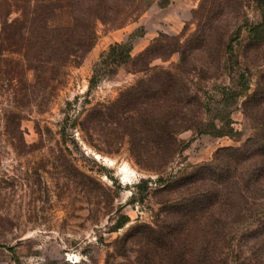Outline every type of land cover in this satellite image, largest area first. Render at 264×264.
<instances>
[{
    "label": "rangeland",
    "instance_id": "rangeland-1",
    "mask_svg": "<svg viewBox=\"0 0 264 264\" xmlns=\"http://www.w3.org/2000/svg\"><path fill=\"white\" fill-rule=\"evenodd\" d=\"M97 5L106 20L59 85L31 72L26 82L22 56L0 47V264H191L214 244L215 264H264V186L241 185L234 205L202 217L167 208L186 185L221 189V180L172 182L193 180L198 166L245 176L247 162L227 148L264 124V26L251 33L264 0ZM123 41L127 62L96 66ZM214 211L222 229L211 227Z\"/></svg>",
    "mask_w": 264,
    "mask_h": 264
},
{
    "label": "trees",
    "instance_id": "trees-1",
    "mask_svg": "<svg viewBox=\"0 0 264 264\" xmlns=\"http://www.w3.org/2000/svg\"><path fill=\"white\" fill-rule=\"evenodd\" d=\"M101 1L1 0L0 47H5L2 48V51L7 50L22 56L26 65L22 69L26 82V74L31 72L33 78L36 80V84L43 83L46 85L51 81L54 83V86L59 85L61 77L64 75L62 70L63 66L72 64V62L74 64L79 62L77 60L82 57L83 53L94 42V26L96 21L106 20L103 10L105 8V12H107L108 8L102 7V11L98 9L97 3ZM263 26L264 17L263 22L261 21L254 27L251 33L256 34L258 29ZM131 48V43L127 41L111 44L107 50L100 54L96 66L100 64L120 65L127 62L131 58ZM95 75H93V78ZM28 85L30 86V84ZM116 103L117 101L111 105L116 106ZM98 106L104 105L98 103L91 109V111H96V115H99L97 112L101 111L97 109ZM227 151H229L230 159L243 157L242 160L247 162L245 176L235 179L229 173L232 167L231 165L224 168L209 163L196 167L193 170V174L188 177L191 178L194 176L193 180L185 182L187 177H178L173 179L172 182L177 183L180 181L186 185L191 182L194 184L197 182L207 184L205 182L206 180H211L212 182L221 180V189H215L214 193H207L206 191L209 189H205L202 192L197 189L191 190L186 185V194L171 201L167 207L170 215L176 214L184 219L202 217L206 215L202 212L210 210V205L213 206L215 203H219L220 206L224 205L229 207L234 205V193L240 189L241 185L245 187L246 192L257 186H264V124L262 129L253 138L247 139L241 147L227 148ZM160 180L159 178L158 181ZM263 198L264 195L259 197L258 200H262ZM208 215L216 216L211 222V227L214 229L216 227L222 229L219 226L223 218L221 211L218 213L215 211L210 212ZM127 221L128 217L124 215L113 228H120ZM260 225L264 229V215L261 217ZM149 229L154 232L156 231L151 226ZM253 235L256 238L261 237L256 230H253ZM214 245L217 251H219V245ZM216 252L214 249H207L205 246L202 248L201 258L194 260L191 264H215L218 262L219 255V253L216 255ZM238 257L235 260L245 259L241 258L240 254ZM184 262L186 261L184 260Z\"/></svg>",
    "mask_w": 264,
    "mask_h": 264
},
{
    "label": "bare ground",
    "instance_id": "bare-ground-1",
    "mask_svg": "<svg viewBox=\"0 0 264 264\" xmlns=\"http://www.w3.org/2000/svg\"><path fill=\"white\" fill-rule=\"evenodd\" d=\"M123 168H124L123 172L129 177V176L132 174V170L129 171V170L126 168V166L123 167Z\"/></svg>",
    "mask_w": 264,
    "mask_h": 264
}]
</instances>
